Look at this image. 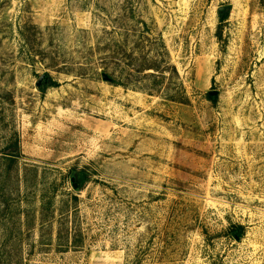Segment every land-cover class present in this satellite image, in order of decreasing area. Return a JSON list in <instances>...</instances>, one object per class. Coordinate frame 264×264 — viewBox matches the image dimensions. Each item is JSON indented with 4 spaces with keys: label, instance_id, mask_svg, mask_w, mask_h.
<instances>
[{
    "label": "rangeland",
    "instance_id": "374dc122",
    "mask_svg": "<svg viewBox=\"0 0 264 264\" xmlns=\"http://www.w3.org/2000/svg\"><path fill=\"white\" fill-rule=\"evenodd\" d=\"M0 264H264V0H0Z\"/></svg>",
    "mask_w": 264,
    "mask_h": 264
},
{
    "label": "water",
    "instance_id": "95a60500",
    "mask_svg": "<svg viewBox=\"0 0 264 264\" xmlns=\"http://www.w3.org/2000/svg\"><path fill=\"white\" fill-rule=\"evenodd\" d=\"M226 10H227L226 8H221L220 12L222 13V12H224ZM103 78H104V81H111L112 82V79H110V77L107 76V75H104ZM46 83H47V76H43L41 78V80L38 82L37 87H40L42 84H46ZM212 95H216V93H214Z\"/></svg>",
    "mask_w": 264,
    "mask_h": 264
},
{
    "label": "trees",
    "instance_id": "16d2710c",
    "mask_svg": "<svg viewBox=\"0 0 264 264\" xmlns=\"http://www.w3.org/2000/svg\"><path fill=\"white\" fill-rule=\"evenodd\" d=\"M146 69H147V68L144 69V68L141 67V70H139V73H140V72H143L142 70H146ZM175 71L177 72L176 68H175ZM110 79H112V82H114V83H116V84H118V85H124V84H122V82H118V81H116V80H115L114 78H112V77H110ZM11 160H12V159H11ZM79 185H80V184H79ZM237 235H238L239 238H241V237L243 236V233L240 231Z\"/></svg>",
    "mask_w": 264,
    "mask_h": 264
}]
</instances>
